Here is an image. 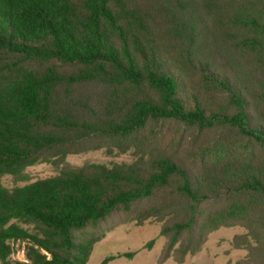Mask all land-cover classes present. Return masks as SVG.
Segmentation results:
<instances>
[{
  "label": "trees",
  "instance_id": "trees-1",
  "mask_svg": "<svg viewBox=\"0 0 264 264\" xmlns=\"http://www.w3.org/2000/svg\"><path fill=\"white\" fill-rule=\"evenodd\" d=\"M98 150L133 159L66 163ZM42 162L0 182L1 264H88L148 220L163 258L239 225L264 264V0H0V176Z\"/></svg>",
  "mask_w": 264,
  "mask_h": 264
},
{
  "label": "rangeland",
  "instance_id": "rangeland-1",
  "mask_svg": "<svg viewBox=\"0 0 264 264\" xmlns=\"http://www.w3.org/2000/svg\"><path fill=\"white\" fill-rule=\"evenodd\" d=\"M132 159L131 153L110 156L98 150L68 155L66 163L72 166H81L85 163L111 165L130 162ZM59 172L60 170L50 163L42 162L26 168L24 179L4 175L0 176V182L7 188H13L56 176ZM245 232L246 230L239 225L220 227L209 234L198 251L187 255L183 262L178 263L173 256L162 257L167 240L160 235V223L148 220L138 225L128 221L109 230L95 244L88 264H256L249 257L246 248L234 245V237ZM119 254L123 255L109 259ZM11 258L24 260V251L19 247Z\"/></svg>",
  "mask_w": 264,
  "mask_h": 264
}]
</instances>
